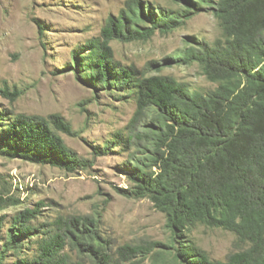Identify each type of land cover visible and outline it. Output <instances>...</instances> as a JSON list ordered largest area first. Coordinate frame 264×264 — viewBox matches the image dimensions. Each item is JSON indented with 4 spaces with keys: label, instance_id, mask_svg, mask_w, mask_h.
I'll return each mask as SVG.
<instances>
[{
    "label": "trees",
    "instance_id": "16d2710c",
    "mask_svg": "<svg viewBox=\"0 0 264 264\" xmlns=\"http://www.w3.org/2000/svg\"><path fill=\"white\" fill-rule=\"evenodd\" d=\"M174 1L182 8L167 13L150 1L127 0L98 37L72 53V68L81 82L136 100L127 133H118L113 143L95 153L110 152L117 144L134 150L129 156L135 165L128 174L131 186L117 190L127 197L148 198L164 213L170 241L119 246L103 234L99 217L85 214L59 217L50 228L40 229L32 224L36 209H25L7 229L0 264H8L9 253L18 257L33 245V263L26 258L15 262L126 264L135 257H164L169 251L175 264H264V0ZM205 6L219 21L223 36L213 43H190L170 60L197 64L218 84L215 89L204 93L171 75L147 76L115 59L111 41L147 42L156 33L170 34ZM63 134L77 133L59 113L44 117L0 110L1 156L69 173L89 170L93 161L74 152ZM2 224L0 217V232ZM197 224L236 235L235 250L226 260L211 259L193 243L188 232ZM67 247L75 259L65 252Z\"/></svg>",
    "mask_w": 264,
    "mask_h": 264
},
{
    "label": "rangeland",
    "instance_id": "374dc122",
    "mask_svg": "<svg viewBox=\"0 0 264 264\" xmlns=\"http://www.w3.org/2000/svg\"><path fill=\"white\" fill-rule=\"evenodd\" d=\"M145 1L167 13L182 8L174 0ZM126 2L0 0V110L44 117L63 115L77 133L62 135L67 145L93 161L89 170L69 173L0 155V250L13 217L25 209H36L37 218L32 224L40 229L50 228L59 217L85 214L99 217L103 234L112 236L119 246L170 241L164 213L148 198L127 197L117 190L131 186L128 174L135 165L129 156L134 150L117 144L110 152L95 153L113 143L118 133H127L136 100L84 84L72 68L73 51L88 39L98 37L107 19L118 15ZM40 25L45 30L41 31ZM222 36L219 21L205 6L170 34L156 33L147 42L113 40L111 45L116 60L136 66L147 76L171 75L194 90L208 93L218 84L208 80L197 64L176 65L170 59L190 43H213ZM5 200L7 204L3 203ZM13 200L16 204H9ZM188 234L213 260L224 261L235 250L236 235L230 231L197 224ZM68 253L73 259L77 257L75 252ZM35 254L36 245L25 246L18 257L9 253L7 263L20 264L15 261L23 258L33 263ZM126 264L175 263L168 251L164 257H135Z\"/></svg>",
    "mask_w": 264,
    "mask_h": 264
}]
</instances>
